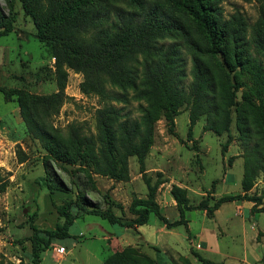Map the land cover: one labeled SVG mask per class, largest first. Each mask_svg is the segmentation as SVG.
I'll return each instance as SVG.
<instances>
[{
    "label": "rangeland",
    "instance_id": "374dc122",
    "mask_svg": "<svg viewBox=\"0 0 264 264\" xmlns=\"http://www.w3.org/2000/svg\"><path fill=\"white\" fill-rule=\"evenodd\" d=\"M106 3L112 15L117 10L125 16L140 11L125 0ZM218 14L223 21H241V33H245L247 43L243 40L239 49H248L264 69V55L254 42L257 33L264 34V26L260 25L264 0H222ZM180 17L205 47L194 25ZM5 28L9 32L0 36V179L6 180L7 185L0 188V260L32 263L31 225L55 227L63 221L56 206L69 199L85 197L101 209L112 206L117 214L129 219L135 216L130 211L132 202L152 194L161 213L170 221L180 218L174 187L185 190L191 205H212L223 195L242 194L256 198L257 207L264 206V167L257 165L260 129L264 139V92L258 96L248 77L251 73L242 76V86L237 89L235 81H223L225 73L214 59L206 57L218 79V96L227 94L228 88L233 94L234 104L229 108L232 140L227 143L226 131L208 128L207 114L196 115L195 123H191L192 56L182 38L162 39L164 48L174 45L183 62L180 87L184 103L173 119L172 130L165 116H160L154 143L143 164L138 157L131 156L128 177L114 179L96 173L90 163L69 164L54 159L27 131L14 91L25 89L49 96L63 83L64 96L50 120L62 130L74 123L86 135L98 133L97 111L105 105L114 104L122 108V114L136 119L141 113L139 104L144 101L135 96L132 87L123 89L108 84L109 90L125 93L124 102L83 92V74L67 66L62 67L65 75L59 71L54 58L36 37L33 19L21 0H0V31ZM243 115L252 123L248 143L241 132ZM259 164L264 166V161ZM249 168L255 169L254 175ZM41 177L46 185L39 184ZM223 204L214 211L186 210L187 222L176 227L166 226L153 212L147 223L133 228L112 224L96 214H81L70 228V237L52 239L40 264H105L115 251L123 250L146 264H220L222 260L254 264L248 252L264 237V212L253 211L255 202L248 199ZM253 228L256 232L248 233ZM244 258L246 262H242Z\"/></svg>",
    "mask_w": 264,
    "mask_h": 264
},
{
    "label": "trees",
    "instance_id": "16d2710c",
    "mask_svg": "<svg viewBox=\"0 0 264 264\" xmlns=\"http://www.w3.org/2000/svg\"><path fill=\"white\" fill-rule=\"evenodd\" d=\"M125 1L140 11L125 16L122 10H117L112 15L106 0H21L25 12L33 19L36 37L54 58L59 71L67 66L81 72L84 76L81 85L83 92L98 93L122 102L126 99L125 93L109 90L108 84L123 89L132 87L135 96L144 101L139 104L141 113L138 118L130 119L121 113L122 108L108 104L97 111L96 135L82 133L74 123L62 130L54 127L50 119L64 96L63 83L57 92L49 96L35 95L25 89L14 91L19 98L27 131L40 141L54 159L69 164L90 163L96 173L114 179L128 177L131 156L138 157L143 164L154 143L156 123L160 116H165L172 130L173 119L184 103L180 87L184 65L174 45L164 48L160 43L165 37L182 38L192 56V124L196 121V115L207 114L208 128L226 131L227 143L232 140L229 108L234 104L233 94L228 88L227 94L218 96V79L206 57L214 59L217 67L225 73L226 80L223 81H235L233 85L238 89L242 86V76L251 73L248 77L258 96L264 92L262 63H257V58L248 49H239L243 47V40L247 43L245 33H241L242 23L223 21L219 17L218 8L222 0ZM180 16L186 17L194 25L205 47L197 36L192 35ZM260 25L264 26V17ZM8 32L9 29L5 28L0 31V36ZM254 42L264 55L263 32L257 33ZM241 126L242 135L248 143L253 133L252 123L244 115ZM258 134L260 140L257 146L260 149L257 151V165L264 167L259 164V161H264L262 129ZM249 171L255 174L254 168H249ZM38 182L42 186L47 184L43 177ZM6 185L7 181L0 179V188L5 189ZM173 195L180 211V218L173 221L161 213L152 194L147 199L132 202L130 211L135 216L129 219L117 214L112 206L101 209L85 197L66 200L56 206L62 222H57L53 228L31 225L33 257L30 264L41 263L42 253L49 248L53 238L70 237V228L81 214H96L112 224L133 228L147 223L152 212L166 226L176 227L187 222L186 210L202 208L214 211L224 202L239 199L254 201L252 210L264 212V206L257 207V199L249 195H223L216 198L212 205H191L185 190L179 187H174ZM0 264L26 263L0 260ZM105 264L146 263L123 250L115 251L105 260Z\"/></svg>",
    "mask_w": 264,
    "mask_h": 264
},
{
    "label": "crops",
    "instance_id": "0c3cea01",
    "mask_svg": "<svg viewBox=\"0 0 264 264\" xmlns=\"http://www.w3.org/2000/svg\"><path fill=\"white\" fill-rule=\"evenodd\" d=\"M253 230L254 231H250V232L248 231V233L254 234V232H256V229L253 228ZM118 238L121 239L122 237H118ZM254 238H256V237H254ZM257 241L259 242V244L252 245L251 251L248 252L250 254L251 261L254 264L264 262V237H263L262 241H259V240H257ZM162 242H166V241L162 240ZM244 246H245V244H244ZM245 247H247V246H245ZM243 261L246 262L247 259L244 258V260H242V262ZM220 264H230V263L225 262V260H222V261H220Z\"/></svg>",
    "mask_w": 264,
    "mask_h": 264
}]
</instances>
